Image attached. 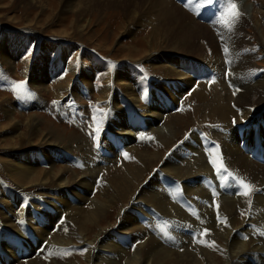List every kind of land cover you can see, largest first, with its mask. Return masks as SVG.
Segmentation results:
<instances>
[{
    "label": "bare ground",
    "instance_id": "6f19581e",
    "mask_svg": "<svg viewBox=\"0 0 264 264\" xmlns=\"http://www.w3.org/2000/svg\"><path fill=\"white\" fill-rule=\"evenodd\" d=\"M20 1L24 4V9H33L38 5L37 7L41 9H39L40 14L43 13V9L52 8V4L50 2L47 3L46 0ZM56 1L62 5L61 12L70 11V13H73L75 18L73 23L75 27L79 28V31L86 24V16L92 15L97 19V23H101L100 20L107 13L106 18L109 15L111 16V14H120L123 17L124 24L122 22L118 28L121 29L122 35H127L128 38L133 37L138 27H141V30L145 32L144 38L141 39L143 48L137 47L134 41L127 46L123 45L120 47L122 50L126 49L129 51L120 60H127L130 63L127 61V63L123 64L117 63L120 61L118 60L110 68L104 61H101L93 54L89 52L85 54L92 59V68L102 75L103 84L99 89L100 100L108 102L107 106L109 107V109H106V114L102 115V118L105 119L107 116H111L107 123L109 126L111 125L109 130L113 131L115 137H117L113 136V138L121 142V140H124V135L126 138H131V135H133L132 130H129V127L127 128L122 121L120 105L124 103L126 107L129 106L127 109L135 114L139 125H146L147 129L156 136L158 144H156L157 149L155 150L157 151H149L144 148H142L144 150L136 151L137 156L134 158V163L132 162L133 164L122 167L123 173H121V177L119 176V183H113L114 181L108 180L109 186L106 189L98 188L101 191L94 196H90L92 178L96 176L99 168H86L83 171L84 173L78 175L74 173V170H70L71 167L67 165L56 167L49 160L47 169H39L38 165H36L38 163L35 160L36 157H33L36 152H13L15 151V145L23 143L25 136L30 131L36 130L37 125L31 127L25 121L26 126H24L23 130H20L19 122L12 115L13 109L11 110V106L0 104V112L4 120L7 121L3 124L0 123V144L2 143L5 146V157H0V227L2 230H6L1 231L0 250L3 255L0 258V264H10L15 262V260L23 259L29 255L26 254L27 252L30 254L34 253L36 247L31 250L23 234L19 235V230L22 227L20 223H26L28 227H31L40 243L45 242L46 244L43 249L39 250L37 257L18 264H255V261L259 260V256L264 257V236L257 235L258 232L252 233L248 228L250 223L252 224L253 222V219L250 220V218L254 216L255 219V215H260V218L257 216L259 223L255 222V226L260 230H264V194L260 197H249L247 199L235 197V199H231L232 196L230 197L229 195L232 194H229V199L222 198V200H219L217 198L219 201L214 199V201L218 202H215V206H213L211 205L212 198L208 195L209 193L198 187L187 188L186 192L189 194V198L194 196L192 204L195 203L196 206L194 208L196 217L189 218L184 215V212H181L182 210L180 211L168 201L167 195L159 190V185L157 186L158 175L154 176L155 172H164L172 178L183 180L196 176L194 175L196 172L201 174L205 169H208L203 162H195L186 167V160L183 161L182 158L181 160L184 164L186 163L184 167H179L181 165L178 166L177 164H175L177 166H172V162L169 164L170 158L175 156L174 154L178 147L170 152L168 150L174 145L180 133L177 127L185 125V117L183 119L179 114L175 116L169 114L171 115L169 117L170 121H161V124L159 123L158 125V121L162 120L163 117L161 115L164 113L161 108L167 106L165 100L164 103H161L160 94H167L169 97L167 99L168 104L172 105L178 101V98L187 93L188 99H190L202 118L197 116L201 121L206 122L208 120L207 123L210 122L209 124L213 125L211 127L220 125L224 127L227 124L224 122L229 120V116L234 117L231 118L236 124H230V126L222 129V137L215 136L213 133L221 144L220 156L225 158V164H227L228 168L241 178L244 183L253 187H261L264 192V165L252 163L247 158L248 152L240 149L242 144L247 143L248 151L260 161H264V67L262 69L256 68L253 64V58L257 56L255 57L249 47L245 48L247 50H243L245 44H250H248L247 35L242 34L246 31L249 32L250 37L255 40L257 46L264 53V29L262 28L264 26L260 23L261 19L260 21L257 19L258 15L264 18V0H232V3L236 5L235 10L238 11L239 17L230 29L226 23L232 19L230 13L225 10L227 14L221 20L222 15L219 16V9L213 3H208L207 0ZM218 1L220 4L221 0ZM35 2L42 4H40L41 6L39 4L35 5ZM255 4L258 8H256ZM24 9L21 10V13L26 14L28 11ZM35 23H37V20ZM247 27L250 28L249 31L246 30L244 32L243 28ZM63 33L66 34V30ZM13 40V38L2 40V42L6 41L5 44L7 45L3 44L2 48H0L8 49L11 52L10 43L13 44ZM44 46L47 48L54 47L53 43L49 41H45ZM61 48L63 50L58 56L55 67L65 64L72 71L71 74H75L73 65H70L64 58V55L70 49V45L63 44ZM164 52L172 53V55H166ZM193 53L198 54V56H195L196 58L189 56V54ZM138 54H140V57L137 59L145 60L144 58H146L145 61L148 62L149 68L155 73L152 78L155 85L152 84V86L145 78H141L133 66L134 64H131L137 59L133 60L130 57L132 58ZM8 58V55L4 53L2 60L6 64L9 63ZM44 58V53L38 56V64L34 65V68H36L33 74L34 77L40 76L44 70L46 65ZM201 62L206 64V66L202 65ZM225 63L226 67L224 68ZM83 69L78 77L79 83L84 90L90 92L92 89V73ZM33 81L38 83L37 79ZM111 82L113 86H111ZM180 86L185 89L172 88ZM109 95L111 96L110 99ZM144 95L148 96V107H143L146 104L140 105V99ZM182 113L184 112L182 111ZM198 122L201 123L200 121ZM191 135L195 136L193 133ZM42 140L40 146L42 151L40 153L46 155L47 151L52 149V145L47 141V138ZM83 141L73 139L72 143L65 147L72 151V144H74V149L78 153L80 161L88 163L92 158L89 159L86 153L92 150V146H90L91 143L89 141L88 143ZM102 144L104 145V143ZM87 145L91 147L88 151ZM182 145H184V142ZM132 150L134 152L136 149ZM165 150L168 154L164 158L162 151ZM207 150L209 151V149ZM213 155H215V152ZM205 157L207 156L205 155ZM156 160L157 163L159 161L156 171H152L153 175L151 177L146 176L147 178H145L144 175L149 174L153 164L155 166ZM115 164L114 162V166ZM80 168L83 170V167ZM100 170L102 171V169ZM2 176L4 180L6 178L8 183H12L14 187L12 188L11 185L7 187V182H4ZM191 181L194 182L193 180ZM201 185L207 186V183L203 180ZM29 189L33 193L28 192L27 190ZM76 189L81 190L82 194ZM65 191L75 196L77 199L76 204H70L64 198ZM40 204H45V206L53 205V210H56L59 214L60 212L64 213L65 219L61 222L59 228L63 227V223H67V226L70 223L72 224L71 232L64 235L51 234L52 237H50L51 235L49 236L48 232L51 230L49 231L46 224L49 217H45L44 223L40 225V228L35 227L32 221L28 219L30 216L28 211L26 212V207L37 210ZM240 207L247 210L248 208L250 209L245 221H243L244 219L238 220L236 217V209ZM145 208H153L165 219V222L170 227L166 234L156 228L158 238H161L162 242H159L157 236L155 237L152 233L147 232L146 229L144 230V227L140 226L141 221L138 214L146 217L148 214H146ZM182 214L184 217L181 216ZM174 219H178L180 222L174 221ZM183 227H191L196 231L199 228H204L205 235L203 234L204 236L201 239L197 238L198 244L190 245L188 242L187 244L185 243L187 248L185 247L183 251L180 249L181 252H179L175 241H184L191 235V233L184 232ZM4 232H8L9 235L6 236ZM12 233L19 235L16 239L15 236L13 237L14 242L15 240L24 242V253H15L16 243L13 241L11 243L8 242L7 237L11 236ZM116 233L128 236L129 243L133 242V245L135 243L131 251L128 250L131 248V244L128 247L126 246L127 248L124 247V249L117 245ZM185 244L181 242L180 245L184 246ZM69 246L80 247L82 256L76 260L60 261L64 256H58L60 249ZM251 254L254 257L249 259L248 256Z\"/></svg>",
    "mask_w": 264,
    "mask_h": 264
},
{
    "label": "rangeland",
    "instance_id": "374dc122",
    "mask_svg": "<svg viewBox=\"0 0 264 264\" xmlns=\"http://www.w3.org/2000/svg\"><path fill=\"white\" fill-rule=\"evenodd\" d=\"M46 2L47 3L50 2L52 4V8L50 9L47 8L48 10L45 8L43 9V13L40 14L39 11L41 9L37 7L38 6L37 4L40 5L42 3L35 2V5H37L35 8L24 9L25 8L24 4L20 0H0V47L2 48L3 44L6 43V41L2 42V40L6 38L14 39L13 40L14 43L13 44L10 43L11 52H9L8 49L0 48V104L11 106L10 107L11 110L13 109L12 115L15 117V120L19 122L20 130H23L24 126H26L25 121L27 122V125L31 127L37 125L36 130L30 131L26 135L27 137L25 136L23 143L19 145L18 144L15 145L14 147L15 151L13 152H19V153H23L27 151L36 152V155L33 157H36L35 160L36 162H38L36 165H38L39 169L40 168L47 169V166H48L47 162L49 160H51V162L56 167L66 166V165L68 167H71L70 170L72 171L74 170L75 171L74 173L78 175L84 173L83 171H85L86 168L87 169L96 168V167H97L96 169L99 168L97 172L98 175L96 174V176L92 178L93 179L92 189L89 194L90 196H94L98 194L101 191V189H106L109 186L108 180H111V182L114 181L113 183L115 182L119 183L120 180L118 179H120L121 177L120 175L121 173H123L122 167L128 164L130 165L132 162L134 163V158L137 156L136 151H141L144 149L149 150V151H157L155 149H157L156 144H158V140L156 139V136L147 129L146 125L144 124L139 125V121L136 119L135 114H133V112H130V110L127 109L129 106L126 107V105L123 102H122L123 104L120 105L121 110H122V115H121L122 121L126 124L127 128L129 127V130H132L133 135H131V138L129 137L126 138L124 135L123 137L124 140H121V142L113 138V136L115 137V134L113 133V131L109 130L111 125L109 126L107 123L108 119H110L111 116L110 117L107 116V118L105 119L102 118V115L106 114V109H109V107L107 106L108 102L106 101L102 102L100 100L99 89L102 87V84H103V81L101 80L102 75L97 70L92 68V59L89 58L85 53L89 52L93 54L94 56L99 58L101 61H104L105 64L108 65L110 68H112L113 65L118 60L124 58L126 54L129 52L126 49H123V50L120 49L121 46L123 45L127 46L129 43L134 41L137 47L143 48V42L141 39L144 38L145 32L141 30L142 29L141 27H138L137 30H135V34L133 35V37L128 38L127 35H122L123 33H121V29L118 28L119 25L122 24V22L124 24L123 17L120 14L119 15L111 14V16L109 15L106 18L107 13L105 17L102 20H100L101 23H97V19L93 17L92 15L86 16V20H85L86 24L83 27V29L79 31V28L77 26L75 27L73 23L75 21V18L73 17V13H70V11L61 12L60 10H61L62 5H60V3L56 0H48V1L46 0ZM212 3L216 6L217 9H219V16L220 15L224 16L227 14V12L225 11L226 10L225 8L227 7L225 0H221L220 4L218 0H212ZM221 4L226 7H223ZM250 4H252V2H250ZM255 6L256 8H258L256 4ZM23 9L27 10L28 12L25 11L26 14H24L23 12L21 13V10ZM257 17L259 21L260 19L261 21H264V18H262L261 15L260 16L258 15ZM36 20H37V23H35ZM261 21H260L261 25L264 26V22H261ZM262 28L264 29V27ZM243 29L245 32L246 30L249 31L250 28L247 27ZM65 30H66V34L63 33ZM248 33L249 32L247 31L245 33H242V34L247 35V41H248V44H250V45L245 44V47L243 50L245 51L247 50L245 48L249 47L251 51H253V54L255 55V57L257 56L256 58H253V62H254L253 64L256 66V68L262 69L264 67V53L261 51V48L257 46L255 40L252 37H250ZM15 40H16V44H15ZM44 40L52 42L54 47L53 48L45 47ZM63 44L70 45V49L64 55V58L67 62L70 63V65H73V68L75 69V74L74 73L71 74L72 71H70L66 67L65 64L55 67V64H57L58 56L61 54V50H63L61 48ZM4 53H6L9 57L7 59L9 61L8 64H6L2 60V56ZM41 53L45 54L44 59H45L46 65L44 66V70L41 72V75L40 76L38 75L39 77L38 78V77L33 76V74L35 73V69H36L34 68V65L38 64V56ZM164 53L169 56L172 55V53H169V52H164ZM189 56L196 58L195 56H198V54L196 55L193 53V54H189ZM139 57H140V54L132 58L130 57V59L134 60ZM144 59L146 60V58ZM145 60L137 59V61H135L134 63L131 62V64H134L133 66L135 67L137 73L139 74L141 78L143 79L145 78L150 85L152 84L155 85L152 79L155 76V73L152 72V70L149 68L148 62ZM126 61L127 60H120L117 63H122V64L127 63V62L130 63V61H127V62ZM201 64L206 66V64L202 62ZM225 67H226V63L224 64V68ZM82 69L92 73V77H91L92 89L90 90V92L89 91L87 92L86 90H84L79 83L78 77L80 76ZM34 79H37L38 83H34L35 82L33 81ZM64 80H66L67 82L66 81H65L66 83L63 82ZM42 84L44 85V88ZM17 85L22 86V91L17 92L16 90ZM111 86H113L112 82H111ZM172 88L173 89L179 88L181 90L185 89L182 86L172 87ZM144 96L143 98L140 99V105L143 106L144 104H146L143 107H148L147 105L148 96H145V97ZM160 96H161V103H164V100H165V103L167 104V106L161 108V110H164V113L161 115L163 118L162 120L158 121V125L161 121L162 122L170 121L169 117L171 115L175 116L179 114V116L183 117V119L184 117L186 118L184 119L185 125L183 126L181 125L177 127L180 133L177 136L174 142V145L170 147V149L168 150V152H170L171 150L178 147L177 148L178 150L174 154L175 156L170 158L169 164H171L172 162L173 164L172 166L181 165L179 167H184L185 164L187 163L186 167H189L191 164H194L195 162H198V163L203 162V164L208 168L207 170L205 169L203 171L205 174L203 172H201V174L196 172V174H194L196 176L194 177L192 176L191 178L188 177L189 179L185 178L183 180L181 179L178 180V179L168 176L164 172H161V173L155 172L157 165L159 166V161L157 163V160H156L155 166L153 164L152 170L149 172L148 175H144V177L145 178L151 177L153 175L152 171H154L155 172L154 176L158 175L157 177L159 178V181L157 182V186L159 185V190L164 192L167 195L169 199L168 201L171 202V204H174V206L178 208L180 211L182 210L181 212L182 213L184 212L185 216H188L189 218L190 217L195 218L196 213L194 212V208L196 206H195V203L192 204L193 203L192 200L194 196L192 198H189V194L186 192L187 188H195V187L197 188L198 187L204 190L206 193H209L208 195H210V197L212 198L211 205L213 206H215V202L217 203L219 200H222V198L229 199L231 196H232L231 199H235V198H241V199L246 198L247 199L249 197L263 196L264 192L261 187L259 188L253 187V190L250 193V195L248 196L243 195L242 193L244 192V188L241 185V181L243 180L239 178L238 176H236L235 173L232 172L228 168L227 164H225L226 163L225 158L223 156H220L221 144L220 142L217 141L214 135L215 136L218 135L222 137V133H221L222 129L230 126V124L231 125L236 124L235 121L233 122V119H232L234 118L233 116H229V120H228L229 123L228 121L224 122V123H227L225 124L224 127H222V125L211 127L213 125L209 124L210 122L207 123L208 120L206 122L201 121L200 118L202 117L201 115H199L200 113L196 110L195 106H193L190 99H188L189 97L187 93L182 95L180 98H178V101L175 104L173 103L172 105L168 104L167 99L169 97L167 94H160ZM110 98L111 96L109 95V99ZM187 102L188 104L186 105ZM182 111L184 113H182ZM30 117L32 118V120ZM198 121H200L201 123H199ZM5 122L7 121L4 120L2 113L0 112V123L3 124ZM192 133L195 134V136H192L191 135ZM43 138L44 139L47 138V141L52 145L51 146L52 149L48 150L46 155H43L42 153H40V151H42V148H40V146L43 141L42 140ZM73 139H77V140L80 139L81 141L85 139L83 142L88 143L89 141V143H91V145L90 144L88 145L92 146V148L90 146L88 147L87 145V151L89 148H91L92 150L89 149L90 152L86 153L89 159L92 158L90 159L91 161L88 162L89 164L87 162L83 163L80 161V159L78 158V153L74 149L75 147L74 144H72L73 152L71 151V149L69 150L67 149V147H65V146H68L70 143H72ZM183 142H184V145H182ZM102 143H104V145ZM5 145H9V144H5ZM124 147L125 149L126 148L128 149H126L125 151ZM0 148H1L0 157L4 158L5 157L4 144L1 143ZM210 148H212L211 151H210ZM132 149H136V150H134L133 152ZM207 149H209V151ZM240 149L242 151L248 152L249 155L247 158L249 159V161H251L252 163L256 165H260V164L264 165V161H260L255 155H252L250 151H248L249 147L247 143L242 144ZM91 151H92V155H91ZM213 151L215 152V155H213L214 154ZM168 152L166 150L162 151V156H164L165 158ZM198 152H199V155H198ZM93 154H94V157L96 156L94 160H93L94 158ZM205 155L207 157H205ZM211 157L212 159H210ZM181 158L183 161L186 160L185 164L181 160ZM186 158H188L189 160ZM114 162L116 163L115 166H114ZM221 165H223V167H221ZM80 167H83V170ZM100 169H102V171ZM102 173L104 174L102 175ZM112 174H115V175H112ZM115 176L116 177L118 176V177L116 178ZM2 178L4 180L3 176ZM5 180L4 182L5 183L7 182L6 184L7 187H10V185L12 188L14 187L12 183L10 182L8 183V181L7 180L5 181ZM191 180H193L194 182H192ZM203 180L207 183V186L201 185L203 183ZM0 181H1V178H0ZM98 188H101V189H98ZM216 188H218L217 190L219 191H217ZM76 190L80 194H82L81 190H78V189ZM27 191L30 192L31 189ZM30 193H33V192H30ZM210 193H213V194H210ZM229 194H232V195H229ZM239 194L240 196H238ZM228 195L230 197H228ZM63 196L66 200H68L70 204L77 203V199L75 198V196L71 195L68 191H65ZM214 199L218 201H214ZM26 208H27L26 212L28 211V214L30 216L28 219H30L32 221V224H34V226L37 228H40V225L44 223L43 221L45 217H49L47 218L48 220L46 221L49 231L51 230L50 232H48L49 236L51 234L52 235H56V234L64 235V234L71 232L72 224L70 223H68V226H67V223H63L64 224L63 227L59 228L60 227L59 225L65 219L64 218L65 214L61 212L59 214L56 210H53L54 209L53 205L45 206V204H40L39 209L37 210L32 209L31 207H28V206ZM249 210H250L249 208L248 210L243 207L237 208L236 217L238 218V220L244 219L243 221H245V219L248 216ZM145 212L146 214H148L146 217L145 216L142 217L141 214H138L140 218L139 220L141 221L140 226L144 227L143 228L144 230L146 229L147 232L152 233L155 237L157 236V238H158V233H157L156 228L159 229V231H161L164 234L168 233V230L170 229V227L167 225V223L165 222V219L162 218V216L159 213H157L153 208H150V209L145 208ZM253 214L255 215V213ZM184 215L182 214L181 216L184 217ZM257 216L255 215V219L257 218L258 220L257 219L255 220L254 216H252L253 218H250V220L253 219L252 220L253 222L252 224L250 223L248 227L249 231H251L252 233L258 232L257 235L264 236V230L262 229L260 230L256 228L255 226L256 225L255 222H258L260 218V215L258 216L259 218ZM174 221H179V220L174 219ZM20 224H22V227L19 230L20 231L19 235L23 234V236L25 237V241L29 244L31 250L36 247L34 249L35 255L34 253L30 254L29 252H27L26 254H29V255H27L26 257L18 261L15 260V262L10 263V264L23 263L30 258L32 259V258L37 257L39 254V250L43 249L44 245L46 244L45 242L40 243V241L37 239V236L35 235V231L32 230L31 227H28L26 223L24 224L20 223ZM180 224L182 225V223ZM68 229L69 230L71 229V230L69 231ZM1 231H6V230H2L0 227V237H1ZM183 231L187 233H191L188 239H185L184 241L180 240L184 244L185 243L187 244L188 242L190 243V245H193V244L195 245L198 241L197 238L201 239L202 236L205 235L204 228L203 229L199 228L196 231V230H193L191 227H183ZM4 234H6V236L9 235L8 232H4ZM19 235L18 234L15 235L14 233H12L11 236L7 237V239L9 240L8 242L11 243V241H13V237L15 236V239H16L19 237ZM52 235L50 237H52ZM115 237L117 238V243H118L117 245L120 248H123V249L124 247L127 248L128 245L131 244V248L128 249L129 251H131L133 248L132 246L135 245V243L134 245L132 244L133 242L129 243L128 241L129 238L126 235H121V234L116 233ZM158 240L159 242L163 241L161 238L160 239L158 238ZM180 241L179 242L177 240L175 241L179 252L183 251L185 247L187 248L186 244L184 246H181ZM14 243H16V245L14 244L16 247L15 253L17 252L20 254L24 253L23 252V250L25 249L24 242H18L15 240ZM63 249H60L61 251L59 252V255H58V256L64 255L60 261L76 260L82 256L80 247L69 246ZM2 255H3V252L0 250V258L2 257ZM252 255L253 254L248 256L249 259H252V257H254V255L253 256ZM263 258H264L263 256H259V260L255 261V264H258V262L259 264H261V262H263L264 264Z\"/></svg>",
    "mask_w": 264,
    "mask_h": 264
},
{
    "label": "snow or ice",
    "instance_id": "6c2138e0",
    "mask_svg": "<svg viewBox=\"0 0 264 264\" xmlns=\"http://www.w3.org/2000/svg\"><path fill=\"white\" fill-rule=\"evenodd\" d=\"M208 3H212V0H207ZM225 3L227 5L226 7V11H228L230 13V15L232 16V19L230 22H226L227 26L229 27V29L234 25V23L236 22V20L239 17V13L238 11H236V5L234 3H232V0H225ZM223 15L221 16V20H223ZM219 22V21H218ZM225 51H227V49H225ZM17 92L22 91V86L21 85H17ZM55 103V102H54ZM126 155V154H125ZM221 167H223V165H221ZM241 185L244 188V192L242 193L245 196L250 195L251 191L253 190V186L247 183H244V181H241ZM226 223V221H224Z\"/></svg>",
    "mask_w": 264,
    "mask_h": 264
}]
</instances>
